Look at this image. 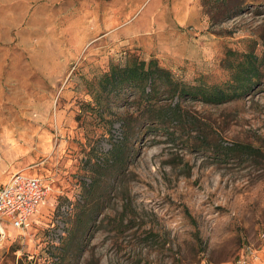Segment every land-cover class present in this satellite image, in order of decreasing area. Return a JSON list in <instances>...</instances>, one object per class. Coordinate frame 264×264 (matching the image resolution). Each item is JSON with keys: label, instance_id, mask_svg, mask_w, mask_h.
<instances>
[{"label": "rangeland", "instance_id": "1", "mask_svg": "<svg viewBox=\"0 0 264 264\" xmlns=\"http://www.w3.org/2000/svg\"><path fill=\"white\" fill-rule=\"evenodd\" d=\"M246 53L249 92L180 102L212 144L262 155L151 128L117 174L136 92H108L106 74L156 59L181 81L225 83ZM15 173L50 190L27 227L5 229L0 264H264V0H0V182Z\"/></svg>", "mask_w": 264, "mask_h": 264}, {"label": "trees", "instance_id": "2", "mask_svg": "<svg viewBox=\"0 0 264 264\" xmlns=\"http://www.w3.org/2000/svg\"><path fill=\"white\" fill-rule=\"evenodd\" d=\"M257 60L254 54L246 53L243 59L235 64L231 63L228 67L231 69V79L225 83H208L202 78H196L193 82L181 81L158 65L156 59H149L147 63L128 60L123 67L112 69L105 75L110 83L109 88L106 87L108 92L121 85H127L136 92L133 98L135 112L128 118H119L121 137L112 149H117V174L122 171L126 162L128 146L137 142L142 133L154 129L193 131L198 140L196 147L211 148L214 152H223L227 156L262 155L260 149L244 143L212 144L205 123L188 118L180 102L190 98L203 103L221 104L239 98L249 92L260 77ZM161 93L178 100L162 105L158 98Z\"/></svg>", "mask_w": 264, "mask_h": 264}, {"label": "built area", "instance_id": "3", "mask_svg": "<svg viewBox=\"0 0 264 264\" xmlns=\"http://www.w3.org/2000/svg\"><path fill=\"white\" fill-rule=\"evenodd\" d=\"M49 186L39 177L13 174L0 185V237L5 235V223L16 229L28 226L30 217L45 203Z\"/></svg>", "mask_w": 264, "mask_h": 264}, {"label": "crops", "instance_id": "4", "mask_svg": "<svg viewBox=\"0 0 264 264\" xmlns=\"http://www.w3.org/2000/svg\"><path fill=\"white\" fill-rule=\"evenodd\" d=\"M6 182V181H5ZM5 182H0V185L5 183ZM11 225L9 223H5L4 228L7 229V227L9 228ZM12 227V226H11Z\"/></svg>", "mask_w": 264, "mask_h": 264}, {"label": "bare ground", "instance_id": "5", "mask_svg": "<svg viewBox=\"0 0 264 264\" xmlns=\"http://www.w3.org/2000/svg\"><path fill=\"white\" fill-rule=\"evenodd\" d=\"M45 204V203H44Z\"/></svg>", "mask_w": 264, "mask_h": 264}]
</instances>
